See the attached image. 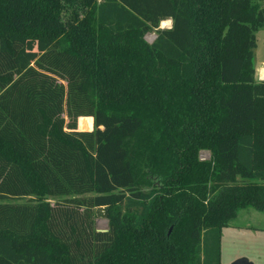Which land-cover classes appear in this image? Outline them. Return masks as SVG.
<instances>
[{"label": "trees", "instance_id": "trees-1", "mask_svg": "<svg viewBox=\"0 0 264 264\" xmlns=\"http://www.w3.org/2000/svg\"><path fill=\"white\" fill-rule=\"evenodd\" d=\"M262 27L264 0H0V264H222L264 210Z\"/></svg>", "mask_w": 264, "mask_h": 264}, {"label": "rangeland", "instance_id": "rangeland-1", "mask_svg": "<svg viewBox=\"0 0 264 264\" xmlns=\"http://www.w3.org/2000/svg\"><path fill=\"white\" fill-rule=\"evenodd\" d=\"M171 26L172 22L168 27H163L161 23L159 28H169ZM256 35L258 45L255 48L254 66L257 69V80H264V27L260 28ZM156 36L157 31L154 30L146 35V40L152 43ZM91 123L90 119H84L83 126L88 127ZM200 156L202 159H209L210 153L202 151ZM140 169L142 171V168ZM143 171L145 173L143 178L151 181L150 177L152 175L145 167H143ZM144 187L150 189L151 185H145ZM56 199L49 197V200L53 203ZM94 212L97 214L99 211L94 209ZM239 212L240 215L234 220L233 225L222 230L221 262L222 264H232L236 260L243 259L251 264H264V210L245 208ZM95 228L98 231H106L108 229L107 218L97 215L95 217Z\"/></svg>", "mask_w": 264, "mask_h": 264}, {"label": "water", "instance_id": "water-1", "mask_svg": "<svg viewBox=\"0 0 264 264\" xmlns=\"http://www.w3.org/2000/svg\"><path fill=\"white\" fill-rule=\"evenodd\" d=\"M171 231V230H170ZM232 264H251L250 262H248L247 260H236L234 261Z\"/></svg>", "mask_w": 264, "mask_h": 264}, {"label": "bare ground", "instance_id": "bare-ground-1", "mask_svg": "<svg viewBox=\"0 0 264 264\" xmlns=\"http://www.w3.org/2000/svg\"><path fill=\"white\" fill-rule=\"evenodd\" d=\"M171 20H167V21H164V22H162V26L163 27H168L169 25H171Z\"/></svg>", "mask_w": 264, "mask_h": 264}, {"label": "crops", "instance_id": "crops-1", "mask_svg": "<svg viewBox=\"0 0 264 264\" xmlns=\"http://www.w3.org/2000/svg\"><path fill=\"white\" fill-rule=\"evenodd\" d=\"M240 215V212H239V214H238V216ZM247 216H248V214H247Z\"/></svg>", "mask_w": 264, "mask_h": 264}]
</instances>
